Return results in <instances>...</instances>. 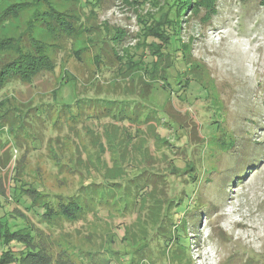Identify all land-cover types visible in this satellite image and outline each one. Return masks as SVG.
Segmentation results:
<instances>
[{"label":"rangeland","instance_id":"1","mask_svg":"<svg viewBox=\"0 0 264 264\" xmlns=\"http://www.w3.org/2000/svg\"><path fill=\"white\" fill-rule=\"evenodd\" d=\"M42 1L0 0V16L22 5L0 40ZM97 1L72 44L33 24L55 70L0 89V264H264V0L205 19L192 0ZM141 21L170 35L153 73L110 52L145 45ZM67 201L73 218L46 216Z\"/></svg>","mask_w":264,"mask_h":264},{"label":"trees","instance_id":"2","mask_svg":"<svg viewBox=\"0 0 264 264\" xmlns=\"http://www.w3.org/2000/svg\"><path fill=\"white\" fill-rule=\"evenodd\" d=\"M192 2L193 6L190 9L189 14L193 16L196 15L198 18L205 19L203 14L205 10L212 13L215 12V0H192ZM42 4L43 8L39 9V12L37 11L39 13L38 15H34L32 17L33 19L30 20L29 28L26 31L17 37H5L0 40V89L13 81L30 82L31 79H33L36 75H40L44 72H53L57 66L56 60L60 51H52L50 46H56L58 43L64 42H69L70 44L75 42V40L78 38V35L80 34V30H82V28H80L82 15L80 12L81 9H90L92 12H96L102 8V5L98 3L97 0H76L78 13L65 14L63 11L49 5L45 0L42 1ZM21 9L22 5H20V3L11 5L3 11V14L0 16V18L2 17L1 19L3 21L17 18ZM183 11L184 8L180 10V16ZM36 23L41 28H44L45 31L51 35L50 37L54 39L51 45L44 43L33 36L31 30L33 24L36 25ZM140 24L141 26H139V29L144 35L145 45H142V43L139 42L129 49L124 47V53L127 52V56L123 55L122 49H117V51L113 52V45H110V49L112 50L110 52L113 54V57L117 58L115 63L116 68L134 63L140 58V61L145 63L143 64L144 69L149 73H153L157 69L156 62L159 58L157 50L158 45H160L164 37H170L168 27H158L157 29H153L151 24H146L144 21H141ZM141 49H146L147 54L145 57H140L141 55L139 51ZM78 50L82 49L74 50L73 54L77 59L81 60L82 55L79 54ZM5 51H8L9 53ZM1 52H3L5 57H2ZM183 53L184 51H182V54ZM97 62L98 60L96 59L95 63ZM109 70L112 72L113 68H110ZM145 84L147 87H149L148 83ZM146 93H148V91ZM84 101L85 104H89V106H98L99 104H103L106 105V108H108V105L113 102L108 100L110 102L100 103L97 99L86 100L84 98L78 97L76 104L78 102L81 103ZM119 105L122 104L117 103L116 106ZM42 107L47 109V111L50 110V106L48 108V106L44 105L43 103L41 106L33 107V116H35L37 113H40L41 110L43 111ZM62 114H65V112ZM72 206L75 207L73 201L59 202L56 205L57 210H54L53 208L47 209L46 216L52 217V215L55 216L56 214H60L66 218H73V214L76 212L77 207H75L73 210Z\"/></svg>","mask_w":264,"mask_h":264}]
</instances>
